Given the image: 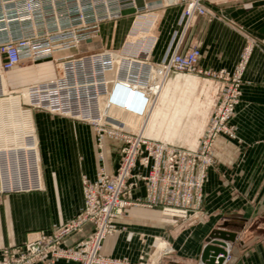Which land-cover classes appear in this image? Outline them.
<instances>
[{
  "label": "crops",
  "instance_id": "0c3cea01",
  "mask_svg": "<svg viewBox=\"0 0 264 264\" xmlns=\"http://www.w3.org/2000/svg\"><path fill=\"white\" fill-rule=\"evenodd\" d=\"M204 3L210 14L196 18L185 40L186 45L200 44L201 70L232 74L244 48H252L241 101L230 122L234 137L222 135L214 141L215 164L208 173L197 220L175 223L159 207L130 206L118 219L120 231L102 242L101 255L112 260L108 264H199L202 250L216 229L236 236L234 242L227 243L228 256L222 264H264V0ZM137 4L146 6L145 14L152 16L156 39L152 60L161 62L181 33L182 6L164 0H137ZM132 14L137 11L129 8L114 22L128 30ZM139 23L150 22L141 18ZM121 34L117 47L128 37L126 31L125 36ZM95 48V42H87L78 52L86 54ZM71 52L58 53L56 58L73 56ZM174 76L160 90L148 124L149 135L157 136L165 127V138L175 136V126L188 111V102L181 104L174 93L182 84L194 86L195 80ZM197 76L211 81L207 75ZM7 91L1 75L0 185L14 191L1 195L0 249L21 245L73 219L83 207V178L94 181L102 170L111 174L118 147L107 137L99 145L95 131L82 122L52 118L43 111L35 112L33 121L31 111L22 107L18 96L3 98ZM31 99L40 100V96ZM199 106L195 103L192 110ZM121 114L115 113L124 121ZM123 117L130 119L129 124L136 123L132 117ZM19 143L34 144L33 151L26 146L17 151ZM92 229L86 224L82 232L67 237L63 247L79 248ZM160 243L165 246L155 258ZM56 264L79 263L59 260Z\"/></svg>",
  "mask_w": 264,
  "mask_h": 264
},
{
  "label": "built area",
  "instance_id": "2783aa9c",
  "mask_svg": "<svg viewBox=\"0 0 264 264\" xmlns=\"http://www.w3.org/2000/svg\"><path fill=\"white\" fill-rule=\"evenodd\" d=\"M164 2L182 6L183 25L170 54L154 62L156 39L150 35L139 38L140 31L135 41H126L118 51L56 58L58 53L91 41L102 24L121 19L129 8L138 15L147 13V7L138 6L137 0H0V76L25 62L54 60L60 69L59 76L23 89L28 94L23 106L31 113L38 109L88 124L99 145L105 137L118 143L114 171L107 174L102 170L94 181L83 178L79 213L50 233L0 249V264H56L59 260L108 264L112 260L101 255L102 242L120 231L118 219L130 206L159 207L175 223L197 220L208 173L215 164L214 141L220 135L234 137L230 122L241 101L252 48H244L232 74L201 70L200 44L186 45L185 40L196 18L209 15V8L204 0ZM150 19L151 25L145 24L149 30L151 15ZM175 74H204L211 80L210 129L195 149L146 133L160 90ZM22 91H9L6 96L24 97ZM35 95L40 100L32 101ZM118 111L136 123L119 120L114 114ZM12 191L1 188L0 201L1 195ZM86 224L93 229L80 247H63L64 240L82 232Z\"/></svg>",
  "mask_w": 264,
  "mask_h": 264
},
{
  "label": "rangeland",
  "instance_id": "374dc122",
  "mask_svg": "<svg viewBox=\"0 0 264 264\" xmlns=\"http://www.w3.org/2000/svg\"><path fill=\"white\" fill-rule=\"evenodd\" d=\"M142 14H145V12H143ZM142 14H139V15L132 14L131 24L128 30H125V26L123 24H119L118 21L117 22L113 21L107 24H102L100 26L99 34L95 36L94 38H92L91 41H89V43L95 42L96 44L95 50L90 53L100 52V51H118L125 44L126 41H135L137 39V35L135 34L136 32L138 33L139 31H140L139 38L145 39L149 35L153 36V26H151V29L149 30V29H146L148 27L147 25L146 26L143 25L141 27L142 29L139 30V25H140L139 22L141 21V18H146V20H148L149 22L151 21L149 17L150 15L142 17L141 16ZM148 24L151 25V22ZM145 29L147 31H145ZM125 31L128 37L126 36L122 44L119 47H117L120 40L122 39V38L120 39V35H122L121 33H123V36H125L126 35ZM84 44H82L81 46H84ZM112 44H114L115 46H110ZM81 46H79L78 48L70 49L68 51H72L71 53L74 54L73 56L83 55L82 53L80 54L78 52ZM86 54H89V53H86ZM3 75L6 80V87L8 90L7 91V94H8L9 91L21 92L23 89H25L26 87L30 85H34L36 83H41V82H45L50 79H53L60 75V69L58 67V63L54 60L44 61V62H28V63L25 62L12 70L3 72ZM176 75H183L185 77L195 80L194 86L182 84L179 88L176 89V92L174 93L175 100H178L179 102L181 101V104L184 101L188 102V105H187L189 107L188 111L186 115H184V117L182 118L181 124L178 126H175V129L177 130V132L175 133V136L165 138L164 137L165 127L164 129H162V131L157 136L149 135V134L147 135L151 138H155V139L161 140L169 144L195 149L198 146L199 141L202 138L203 134L204 133L206 134V132H208V130L210 129V120L212 117L211 107L213 105V101H212L213 100V96H212L213 89H212L210 82L198 77L196 74H175V76ZM24 93H25L24 97L21 95H15V96L16 97L19 96V98L21 99L22 107L24 109H27V107H24L23 104L26 101H28V94L26 93V91ZM4 97H8V96H3V98ZM195 103L201 106H199L198 109L192 110V106ZM40 111L41 110H38V109L33 110L32 111L33 118H34L35 112H40ZM49 115L52 118L53 117L61 118L58 115H53V114H49ZM121 115H122L121 117L123 118L125 122L130 123L129 118L123 117L124 114H121ZM33 121H35V118L33 119ZM147 130H148V126H147ZM147 130H146V133H147ZM20 144L21 143L16 145L17 151L22 150L21 148L25 146L26 148H31V151H33L34 144H27V143L26 144L22 143L21 145ZM23 150H25V148ZM117 151H118V147H117ZM117 151L115 153L116 162H117ZM116 162H115V167L117 164ZM1 188H2V185H0V189ZM159 246L160 248L159 247L158 248L160 249V251H162L165 244L160 243ZM155 258H158L157 253H156Z\"/></svg>",
  "mask_w": 264,
  "mask_h": 264
},
{
  "label": "water",
  "instance_id": "95a60500",
  "mask_svg": "<svg viewBox=\"0 0 264 264\" xmlns=\"http://www.w3.org/2000/svg\"><path fill=\"white\" fill-rule=\"evenodd\" d=\"M152 81H154V78ZM235 237L234 233L221 229L214 230L202 250L199 264H222L224 258L228 256L227 243L234 242Z\"/></svg>",
  "mask_w": 264,
  "mask_h": 264
},
{
  "label": "bare ground",
  "instance_id": "6f19581e",
  "mask_svg": "<svg viewBox=\"0 0 264 264\" xmlns=\"http://www.w3.org/2000/svg\"><path fill=\"white\" fill-rule=\"evenodd\" d=\"M158 246H159V245H158ZM159 248H160V246H159ZM159 248L157 249L156 253H158V252L160 251V249H159Z\"/></svg>",
  "mask_w": 264,
  "mask_h": 264
}]
</instances>
